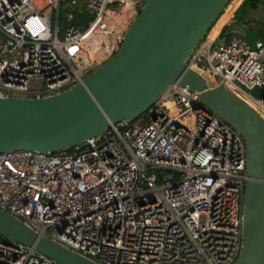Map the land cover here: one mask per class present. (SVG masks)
<instances>
[{
    "label": "built area",
    "instance_id": "obj_1",
    "mask_svg": "<svg viewBox=\"0 0 264 264\" xmlns=\"http://www.w3.org/2000/svg\"><path fill=\"white\" fill-rule=\"evenodd\" d=\"M83 1L78 10L93 18L81 30L71 23L77 0H0V97H47L83 83L100 66L93 52L111 58L146 2ZM210 34L188 65L264 119V40L216 44ZM101 35L109 44L93 39ZM141 119L67 151L0 152V209L100 264H234L250 179L243 136L178 82ZM0 264L61 263L0 238Z\"/></svg>",
    "mask_w": 264,
    "mask_h": 264
},
{
    "label": "water",
    "instance_id": "obj_2",
    "mask_svg": "<svg viewBox=\"0 0 264 264\" xmlns=\"http://www.w3.org/2000/svg\"><path fill=\"white\" fill-rule=\"evenodd\" d=\"M230 2L146 0L119 50L83 83L47 97H0V152L71 150L112 125L141 119L178 82L244 138L250 179L244 198L243 247L234 264H264V119L231 90L216 86L207 73L188 65ZM73 7L84 8V1L77 0ZM81 16L83 26L93 18L88 10ZM228 35L241 36V30ZM252 93L260 97L262 89L255 87ZM0 236L34 247L61 264H100L40 236L2 209Z\"/></svg>",
    "mask_w": 264,
    "mask_h": 264
},
{
    "label": "rangeland",
    "instance_id": "obj_3",
    "mask_svg": "<svg viewBox=\"0 0 264 264\" xmlns=\"http://www.w3.org/2000/svg\"><path fill=\"white\" fill-rule=\"evenodd\" d=\"M237 3H238V0H231L228 7L224 11L225 15L227 13L232 14L234 12V7L237 5ZM251 3H253V0H246L245 4L240 9V12L241 13H248V11L252 8ZM116 10H117V8L115 6L111 7V11L113 13H116ZM139 11H140V9H138L136 13L132 14L131 17H129L130 19H128V20H130L131 23L133 22L135 17L138 15ZM252 12L257 14L258 18L257 19H255V18L249 19L248 27L243 30V35L245 38L244 40H246L251 47H255L258 37H264V6L258 8L256 10L254 9V10H252ZM72 14H73V18L71 19V23L76 25L81 30H84L86 26H83L80 24L81 18H82L81 12L77 9H73ZM118 18L119 17L116 18V20H115L116 22H119ZM218 22L219 21L216 22V24L213 26L211 31L216 27ZM222 22H224V21H222ZM67 26H68V24H65V25L61 24L62 32H64L66 30ZM93 39L99 40L101 44H103V43L109 44L105 35L94 36ZM230 39H231V37H230ZM262 39H264V38H262ZM218 40H222L221 37H219ZM93 54L97 58V61L93 64L94 66L92 65L95 68V67L101 65V63L105 61V59H102L103 56H105V50L101 47V49L94 51ZM40 84L41 83L38 80H34L31 82V86H33V87L39 86ZM145 121H146V119H141L139 121V123L142 124Z\"/></svg>",
    "mask_w": 264,
    "mask_h": 264
},
{
    "label": "crops",
    "instance_id": "obj_4",
    "mask_svg": "<svg viewBox=\"0 0 264 264\" xmlns=\"http://www.w3.org/2000/svg\"><path fill=\"white\" fill-rule=\"evenodd\" d=\"M245 2H246V0H238V3L234 7V12L232 14L227 13L225 15V13H224L222 18L225 16L226 19L224 20V22H222V24H221L220 28L218 29L217 33L215 34V36L214 37L211 36L212 38H215L216 44H221V43H224V42H227L230 40V38L229 39L221 38L222 40H218V38L221 37L220 35H221L222 30L224 29L225 26H227L230 30H233V29L241 30V36L244 38L243 30L248 27L249 19H252V18L257 19L258 18L257 14L252 12V10H254V9L256 10V9L264 6V0H260V3L256 7L253 5V3H251L252 8L248 11V13H241L240 9L245 4ZM212 31L210 33H212ZM262 38H264V37H258L257 41L258 40H264Z\"/></svg>",
    "mask_w": 264,
    "mask_h": 264
},
{
    "label": "trees",
    "instance_id": "obj_5",
    "mask_svg": "<svg viewBox=\"0 0 264 264\" xmlns=\"http://www.w3.org/2000/svg\"><path fill=\"white\" fill-rule=\"evenodd\" d=\"M260 3V0H253V5L256 7V6H258V4ZM224 15V12H223V14H221V16H220V18H219V22H218V24H217V26L215 27V29L214 30H216V31H218V29L220 28V26H221V23H222V21H224L225 19H226V17L224 16L223 18H222V16ZM222 18V19H221ZM230 31V29L227 27V26H225L224 27V29L222 30V33H221V38H226V39H229L230 37H229V35H228V32ZM229 37V38H228ZM0 238L1 239H5V238H3V237H1L0 236Z\"/></svg>",
    "mask_w": 264,
    "mask_h": 264
},
{
    "label": "bare ground",
    "instance_id": "obj_6",
    "mask_svg": "<svg viewBox=\"0 0 264 264\" xmlns=\"http://www.w3.org/2000/svg\"><path fill=\"white\" fill-rule=\"evenodd\" d=\"M216 33H217V31L216 30H213L212 33H211V36L214 37Z\"/></svg>",
    "mask_w": 264,
    "mask_h": 264
}]
</instances>
